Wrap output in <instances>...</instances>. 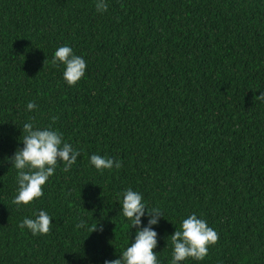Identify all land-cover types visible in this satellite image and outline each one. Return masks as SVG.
Returning <instances> with one entry per match:
<instances>
[{
  "label": "trees",
  "instance_id": "16d2710c",
  "mask_svg": "<svg viewBox=\"0 0 264 264\" xmlns=\"http://www.w3.org/2000/svg\"><path fill=\"white\" fill-rule=\"evenodd\" d=\"M98 2L0 0V264L120 259L149 220L145 209L137 229L123 216L129 188L163 214L158 264H171V236L193 214L219 239L178 264H264V0ZM63 46L86 62L75 86L52 64ZM26 123L80 155L18 207L10 158ZM40 211L49 234L19 227Z\"/></svg>",
  "mask_w": 264,
  "mask_h": 264
},
{
  "label": "clouds",
  "instance_id": "9594fccd",
  "mask_svg": "<svg viewBox=\"0 0 264 264\" xmlns=\"http://www.w3.org/2000/svg\"><path fill=\"white\" fill-rule=\"evenodd\" d=\"M107 7L104 0H99L96 4L98 12H106ZM57 63L65 66L63 76L69 86H75L85 75V60L74 55L73 50L68 46L60 47L55 51L52 64L57 65ZM260 98L264 99V94ZM27 108L33 111L36 105L29 103ZM23 133V150H17L10 158L12 167L18 171L19 189L13 200L18 207L29 205L44 195L43 186L54 174L58 161L63 162L64 171L67 172L80 155L79 151L74 150L69 143H62L63 136L57 131L34 130L31 123H26L23 126ZM90 162L97 170H110L114 166L112 159L100 155H92ZM115 167L120 168L121 163L115 162ZM142 199V195L131 188L123 193L122 213L131 221V228H140L145 209L149 216L148 226L136 232L135 242L126 248L120 259L106 264H158L157 255L153 251L157 247V233L152 230V226L158 223L163 214L158 208L149 209L145 203H142ZM51 225L50 216L45 211H40L37 218H25L19 227L21 229L26 227L33 235H47ZM77 227H84L83 222ZM96 230L97 226L91 229V232ZM218 239L217 232L205 221L198 219L195 214L191 215L183 220L181 230H176L171 236L174 246L171 264H178L188 258L204 260L208 255L209 246H214Z\"/></svg>",
  "mask_w": 264,
  "mask_h": 264
}]
</instances>
